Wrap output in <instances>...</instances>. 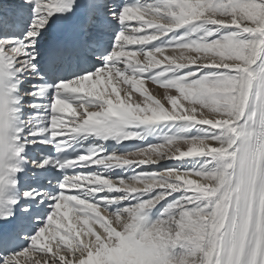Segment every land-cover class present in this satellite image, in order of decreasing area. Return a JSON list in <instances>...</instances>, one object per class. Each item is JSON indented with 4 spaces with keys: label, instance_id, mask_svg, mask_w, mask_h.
I'll use <instances>...</instances> for the list:
<instances>
[{
    "label": "snow or ice",
    "instance_id": "1",
    "mask_svg": "<svg viewBox=\"0 0 264 264\" xmlns=\"http://www.w3.org/2000/svg\"><path fill=\"white\" fill-rule=\"evenodd\" d=\"M0 264H264V0H0Z\"/></svg>",
    "mask_w": 264,
    "mask_h": 264
}]
</instances>
